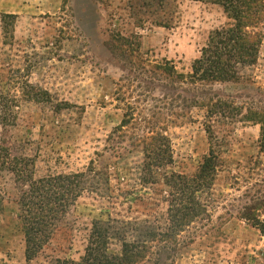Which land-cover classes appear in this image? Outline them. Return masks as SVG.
<instances>
[{
	"label": "rangeland",
	"instance_id": "374dc122",
	"mask_svg": "<svg viewBox=\"0 0 264 264\" xmlns=\"http://www.w3.org/2000/svg\"><path fill=\"white\" fill-rule=\"evenodd\" d=\"M151 11L136 0H0V18L15 16L8 42L0 20V264H82L95 221L126 223L127 240L150 227L165 233V178L193 176L210 148L219 157L215 179L197 195L206 216L173 233L174 242L144 240L153 252L173 250L175 264H264V237L242 216L252 206L264 222L259 126L242 119L264 110V22L257 54L235 81L191 84L208 36L230 20L217 5L177 0L156 15L172 16L162 28ZM208 99L231 105L233 116L206 119ZM150 127L168 140L172 161L143 182L141 141ZM15 159L32 163L33 179L81 174L84 188L28 263L21 185L8 169ZM119 250L110 240L108 252Z\"/></svg>",
	"mask_w": 264,
	"mask_h": 264
},
{
	"label": "trees",
	"instance_id": "16d2710c",
	"mask_svg": "<svg viewBox=\"0 0 264 264\" xmlns=\"http://www.w3.org/2000/svg\"><path fill=\"white\" fill-rule=\"evenodd\" d=\"M177 0H136L139 8L153 10L149 12L154 16L153 24L157 27L168 28L172 22L171 14H164ZM209 3L221 7L226 18L230 20L229 27L213 31L204 47L199 51L200 55L191 65L189 81L191 84H214L232 82L237 79V69L240 64L255 58L261 44L258 26L264 22V0H191ZM15 16H1V32L5 42L12 39V24ZM118 42H124L123 37L116 35ZM117 42V41H116ZM120 44V43H119ZM121 43L116 50L125 52ZM132 50V49H131ZM133 51V50H132ZM127 52V50H126ZM133 53H135L133 51ZM162 71L163 69L157 68ZM169 77L179 79L173 70H167ZM205 104L206 119L233 116L234 108L219 99L209 100ZM242 116L246 122L259 126V150L264 152V110L247 111ZM150 124V123H149ZM151 125V124H150ZM149 136L142 141L143 164L142 172L147 174L143 182L149 181L154 169L171 164L172 158L168 140L152 127ZM205 127V132L210 139L213 135ZM218 155L210 148L196 173L187 177L171 174L165 178V184L170 189L168 196V209L166 221L170 225L163 234L154 233L153 229L141 232L137 239L127 240L124 222L108 220L95 221L92 224L91 233L84 249L82 264H175L173 254L168 251H152L147 246L148 241L174 242L173 233L182 231L191 223L206 216V205L201 204L198 194L208 192L212 187L218 165ZM4 161L2 165H4ZM23 165V166H22ZM32 163L25 159L14 160L9 167L14 180L21 185L17 205L19 210L21 232L24 242V259L30 262L39 254L42 248L52 238L58 224L65 217L68 210L81 196V174L53 175L40 179L32 178ZM256 209L252 206L243 208V218L252 223L264 237V222H260L254 215ZM118 224L119 229L113 227ZM123 228V229H122ZM147 239V240H144ZM153 239V240H150ZM110 240H118L119 253L108 252ZM160 259L161 262H157ZM155 260V261H154Z\"/></svg>",
	"mask_w": 264,
	"mask_h": 264
}]
</instances>
